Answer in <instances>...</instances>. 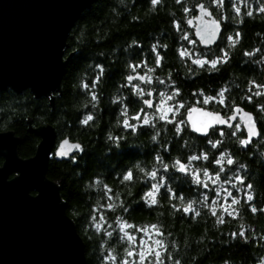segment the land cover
<instances>
[{
  "label": "trees",
  "instance_id": "obj_1",
  "mask_svg": "<svg viewBox=\"0 0 264 264\" xmlns=\"http://www.w3.org/2000/svg\"><path fill=\"white\" fill-rule=\"evenodd\" d=\"M199 3L212 12L221 26L217 42L207 48L182 39L185 33L194 39L185 20L194 15L195 5ZM224 4L220 8L211 0H182V3L161 0L157 5H153L151 0H94L79 14L67 34L63 56L74 52L64 65L59 96L53 93L50 110L45 97L34 98L27 89L20 93L8 88L0 90V131L10 130L18 139V157L32 156L38 142L34 134L25 130V117L30 119L31 127L52 126L56 141L68 138L83 149L75 150L67 160L50 158L45 177L58 188L64 212L83 243L85 264H105L102 253L109 248L115 249L118 256L123 255L124 245L118 242L115 233L109 238L104 231L97 232L92 226L91 217L101 215L113 226L117 217H123L137 227L158 225L165 233L166 243L170 247L172 243L178 246V251H172L181 264H262L264 261V212H251L243 199L240 205L234 206L239 216L235 219L226 216L225 224H216L215 217L207 209L194 219L191 214L176 211L172 205L179 207L181 202L169 199L165 189L157 195L156 205L149 207L145 203L142 199L144 193L157 182L147 177L145 172L158 169L157 179L164 176L167 186L185 197V204L198 200L205 191L192 184L190 177L174 169L163 172L155 160L158 154L165 163L171 164L177 158L186 162L188 155L200 151H207L210 157L219 153L207 145V138L189 131L177 137L173 126L162 121L157 123L161 135L156 141L151 136L157 129L144 127L133 133L123 127L126 118L121 115L123 105L116 102L124 99L129 117L144 107L143 98L135 97L130 86H124L127 84L125 77L134 74L129 65H141L135 73L153 77L152 84H141V87L154 92V103L161 99L158 93L172 91L171 86L157 83V77L169 84L174 81V86L180 90L176 99L185 104H195L197 99H202L194 93L216 96L226 88L225 102L251 113L261 135L243 148L235 137L227 135L232 130L221 126L218 128L223 129L226 135H213L211 139L223 140L222 148L236 161L233 165H225L227 171L223 175L230 176L240 164L245 165L239 173L246 183L253 185L250 204L257 209L264 208V113L259 112L264 96L253 97L252 102L244 99L250 95L247 89L252 86V81L264 84V12L259 11L264 7V0H246V3L245 0H224ZM233 4L240 8L239 15ZM184 8L191 11L185 13ZM249 11L251 16L247 15ZM229 36L237 41L234 46L227 40ZM153 45L156 52L152 50ZM185 48L194 53L193 58L216 59L222 55L221 49L228 52L229 58L227 63L218 64V70H212L210 66L202 69L187 57H180L179 51ZM246 52L253 55L247 56ZM157 54L163 57L159 67L155 64ZM149 68L155 71L149 73ZM84 84L88 88H84ZM253 91L261 89L254 88ZM93 94L98 98L96 101L92 100ZM133 100L136 102L130 103ZM167 103H164L165 108ZM203 107L219 111L222 115L230 114L222 105L215 103ZM146 111L151 113L153 109ZM88 115H92L93 120L81 123ZM110 136L116 139H109ZM243 138H246L245 133L241 136ZM185 141L188 142L187 147L183 146ZM161 145H170L171 151H163ZM192 166L208 168L210 173L218 168L210 161H194ZM129 170L133 171L134 179L122 182V176ZM214 186L217 190L230 187L223 183ZM108 188L111 193L107 192ZM212 188L211 184L208 190L210 197ZM233 191L240 197L244 196L243 192ZM108 196L113 198L108 199ZM109 204L116 205L115 209H109ZM125 208L128 210L124 211ZM105 228L111 231L107 225ZM241 230L245 231V237L231 235Z\"/></svg>",
  "mask_w": 264,
  "mask_h": 264
},
{
  "label": "water",
  "instance_id": "obj_2",
  "mask_svg": "<svg viewBox=\"0 0 264 264\" xmlns=\"http://www.w3.org/2000/svg\"><path fill=\"white\" fill-rule=\"evenodd\" d=\"M93 1L0 0V90L20 93L27 89L34 98L45 97L50 110L53 93L59 96L64 65L74 52L63 56L65 39ZM194 10L188 18L193 25L187 24L188 19L185 25L198 40L195 31L200 21L194 17L200 12L196 5ZM197 43L202 48L215 44ZM29 120L25 117V130L38 142L28 158L17 156L18 139L10 130L0 131V264H85L83 243L64 212L58 188L45 177L50 158L67 160L75 151L58 156L63 141L78 143L68 138L56 141L52 126L31 127Z\"/></svg>",
  "mask_w": 264,
  "mask_h": 264
},
{
  "label": "snow or ice",
  "instance_id": "obj_3",
  "mask_svg": "<svg viewBox=\"0 0 264 264\" xmlns=\"http://www.w3.org/2000/svg\"><path fill=\"white\" fill-rule=\"evenodd\" d=\"M160 2L161 0H151L153 5H157ZM211 2H214L220 8L225 6L224 0H211ZM177 3H182V0H177ZM196 7L200 12V15L194 17V19L200 21V25L195 31V36L198 40L190 39L187 33L183 34L182 39L187 40L192 45H195L197 42L206 46L211 45L216 42L217 37L220 35V22L217 19H204L205 17H212L213 15L204 4H198ZM233 8L237 15H239L240 8L237 7L236 4H233ZM189 11H191V9L184 8L185 13H188ZM259 11L264 12V7H261ZM247 15L251 16L252 12L249 11ZM187 24L193 25V19H188ZM176 27L179 30L178 24ZM237 35L239 34L237 33ZM227 40L233 46L237 42L233 40L231 36L227 37ZM152 50L153 52H156L155 45H153ZM220 51L222 55L211 60L204 59L201 56H195V58H193L194 53L189 52L186 48L180 50L179 55L181 58L187 57L191 60L192 64L197 65L199 68L203 69L205 66H210L212 70H218V64L227 63L229 58L227 51L224 49H221ZM245 55L252 56L253 53L246 52ZM162 59L163 57L157 54L155 60L157 67L160 66ZM129 67L132 69V72L135 73L137 68L141 67V65H129ZM153 71H155L154 68L148 69L149 73ZM126 80L127 84L124 86H130L135 97L143 98L142 104L144 107L139 108L135 115L129 117V108L128 105L125 104L124 99H118L116 101L118 104L123 105L121 115L126 117L123 120L124 128L131 130L133 133L144 127L157 129V123L162 121L165 124L173 126L175 136L177 137L182 136L185 131H190L201 137L207 138V145H210L212 149H216L219 153L218 156L210 157L207 151H200L198 154L188 155L185 158L186 162H182L181 159L177 158L174 159L171 164L165 163L164 158L158 154L155 157V160L159 165H161L163 172L167 173L170 168L174 169L177 173L190 177L192 184L204 189L205 191L200 194V198L198 200H190L185 204V197L177 192H174L172 188L168 187L164 176H160V178L157 179L159 169L145 172L147 177L151 180L157 181L156 183H152L150 185L149 190L145 192L142 197L149 207L158 203L157 195L160 193L161 189H165V194L169 199L179 200L181 202L179 207L176 205H172V207L176 211L191 214L193 219L201 216V212L204 209H207L211 216L215 217L216 224H225L227 222L225 219L226 216L232 217L233 219L239 216L238 209L234 206L240 205L242 199L245 203L249 204L251 212H264V208L257 209V207L250 204L253 200V195L250 191L253 188V185L246 183L245 178L239 173V169H244L245 165L240 164L238 166V170L230 176L223 175L227 171L225 165H233L236 161L226 149L222 148L224 143L223 140L211 139L213 135H219L220 137H224L226 135L223 129L218 128L220 125L231 129L232 131L227 133V135L235 137L236 142L243 148H247V146L252 142V137L261 135V133L256 130V121L253 119L251 113L246 112L243 108L237 105L227 104L225 102L226 88L219 91L216 96H206L203 92L194 93L193 95L202 97V99H197L195 104H185L176 99L180 96V90L174 86V81H171L169 84V82L161 80L157 77V83L164 84L166 87H172V91L170 93H158L160 97L164 98L165 103L174 101V103H167V107L165 108L161 103H154L152 99L144 98L152 97L154 95L153 91H145V89L141 87V84H152V76L147 74L128 75ZM133 81H140V83H133ZM251 84L252 86L247 89L250 95H246L244 97V99L248 102H252L253 97L264 96V84H258L255 81H252ZM83 87L88 88V85L84 84ZM93 87H95V84H93ZM254 88L261 89V91H253ZM97 99V96L93 94L92 100L96 101ZM135 102L136 101L134 100L130 101V103ZM213 103L222 105L230 114L222 115L219 111H209L203 107V105ZM146 109H153V111L149 113ZM182 109L183 112H181ZM259 112L264 113V104L259 105ZM178 116L180 119H177ZM92 120L93 116L88 115L81 121V123L87 124ZM245 131L247 136L246 138L241 139V136L244 135ZM160 135L161 131L157 129L154 134H152L151 139L156 141ZM109 139L116 138L110 136ZM183 146L187 147L188 142L185 141ZM160 147L165 152L171 151L170 145H161ZM72 150L83 151L80 144L69 145V141L64 140L60 145L57 155L66 157L68 156L69 151ZM194 161H210L212 164L217 165L218 168L210 173L208 168H194L192 166ZM137 167H139V165H137ZM140 170L144 171V169ZM133 179L134 173L131 170L127 171L122 176V182H130ZM218 183L227 184L230 187L220 188L219 190L212 188V197H210L208 195L210 184L217 185ZM233 190H235V193L243 192L244 196L240 197L234 194ZM107 192L111 193V189L108 188ZM112 198V196H108V199ZM197 205H199V207H197ZM107 207L109 209H115L116 205L109 204ZM127 210V208L124 209V211ZM91 223L97 232L104 231L109 238L113 237L115 233L118 242L124 245L122 256H118V254H116V250L113 248H109L102 253L105 264H181V261L177 259L176 255H174L172 251H178V246L175 243H172L170 247L169 244L166 243L164 239L165 233L161 231V228L158 225L137 227L135 224L129 223L123 217H117L115 226H113L112 224L107 223L102 215L99 217L92 216ZM105 225H107V228L111 229V231H107ZM231 235L233 237L238 235L243 238L245 237V231L241 230L238 233H232ZM101 247L103 248L104 245L102 244ZM262 264H264V261H262Z\"/></svg>",
  "mask_w": 264,
  "mask_h": 264
},
{
  "label": "rangeland",
  "instance_id": "obj_4",
  "mask_svg": "<svg viewBox=\"0 0 264 264\" xmlns=\"http://www.w3.org/2000/svg\"><path fill=\"white\" fill-rule=\"evenodd\" d=\"M156 103H161V104H162V106H164V107H165V105H164V103H165V102H164V98H162V97H161V99H160L158 102H156ZM210 185H211V184H210ZM212 187H213V188H215V186H214V185H212Z\"/></svg>",
  "mask_w": 264,
  "mask_h": 264
},
{
  "label": "flooded vegetation",
  "instance_id": "obj_5",
  "mask_svg": "<svg viewBox=\"0 0 264 264\" xmlns=\"http://www.w3.org/2000/svg\"><path fill=\"white\" fill-rule=\"evenodd\" d=\"M245 135L247 136V134L245 133Z\"/></svg>",
  "mask_w": 264,
  "mask_h": 264
}]
</instances>
